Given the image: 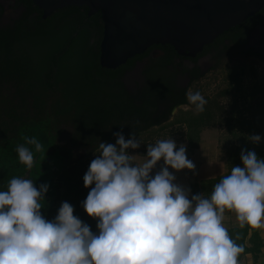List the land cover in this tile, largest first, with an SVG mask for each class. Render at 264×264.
<instances>
[{
    "label": "clouds",
    "instance_id": "1",
    "mask_svg": "<svg viewBox=\"0 0 264 264\" xmlns=\"http://www.w3.org/2000/svg\"><path fill=\"white\" fill-rule=\"evenodd\" d=\"M186 97L196 113L204 111L200 92L189 89ZM113 135L116 143H99L83 177L90 191L82 207L98 221V231L75 216L68 202L46 219L41 209L49 185L13 177L0 190V264H240L245 248L236 242L239 234L233 239L225 227V213H233L240 228L264 229V159L242 150L243 166L222 175L210 196L192 195L169 171L195 170L184 145L177 150L173 139L158 140L137 164L127 151L141 146L135 135ZM248 139L261 141L259 135ZM25 140L43 150L35 137ZM16 152L31 170L32 150L19 145Z\"/></svg>",
    "mask_w": 264,
    "mask_h": 264
},
{
    "label": "trees",
    "instance_id": "2",
    "mask_svg": "<svg viewBox=\"0 0 264 264\" xmlns=\"http://www.w3.org/2000/svg\"><path fill=\"white\" fill-rule=\"evenodd\" d=\"M22 1L25 12L18 22L11 29H0V190H6L11 178H27L29 172L37 178V187L49 185L46 194L49 196L53 191L51 179L35 169L36 166L28 170L19 162L16 152L19 145L32 150L34 157L39 154L33 145L26 143V137H35L43 147H51L69 158L61 169H51L50 174L55 177L63 168L78 164L98 151L99 143H108L113 133L122 132L124 137H131L153 126L162 127L172 107L186 104V96L183 90L172 93L157 86L139 88L137 84L132 91H126L121 77L132 68L131 60L115 70H102L98 65L102 32L98 13L86 16L83 6L67 7L41 20L40 11L30 1ZM237 77L236 73L228 77L230 87H237ZM253 89L249 102L254 106L249 121L242 123L247 139L252 135L264 138V86ZM171 97L175 101L170 104ZM234 105L232 101V113ZM209 108L206 103L203 112L188 113L174 120L185 125L191 142L199 128L207 125L212 115ZM236 142L240 145L233 148L227 173L232 166H243L242 150H254L258 158L264 159V150L253 142L249 143L251 150L244 147L242 139ZM221 177L200 181L194 195L210 196ZM67 195H61L62 202ZM46 207L42 213L51 210ZM78 218L94 233L98 231L97 220L89 216ZM228 230L233 239L239 234L236 242L245 248L241 256L250 255L255 264L262 247L257 229L245 226Z\"/></svg>",
    "mask_w": 264,
    "mask_h": 264
},
{
    "label": "rangeland",
    "instance_id": "3",
    "mask_svg": "<svg viewBox=\"0 0 264 264\" xmlns=\"http://www.w3.org/2000/svg\"><path fill=\"white\" fill-rule=\"evenodd\" d=\"M199 63H205V66L201 69V78L191 83L188 90L191 89L193 93L200 92L210 106L212 115L207 125L199 128L197 137L193 138L191 142L188 139L185 125L174 122L176 119L184 118L188 113L193 115L197 114L194 106L189 104L186 97V104L174 109L170 113L165 125L159 128H152L135 136L141 146L138 149L127 150L129 154L134 155V163L142 164L147 159L145 156L147 146L154 145L158 140L173 139L177 144V150L181 145H184L186 152L190 153L189 156H186L195 164V173L199 170L198 174L200 176L221 177L228 172L233 148L240 145V142H236L238 138L242 139L244 147L251 150L252 147L249 145L250 140L243 133L242 123L249 121V113L254 106L253 102H249V97L252 91H254V86H264V68L252 61L227 60L225 57H222L216 63V69L212 71L209 70L212 69L213 64L208 59L204 58ZM136 73L133 74L134 77ZM234 73L238 76V85L236 88L229 86L230 81L228 79ZM135 81L130 74L123 77V82L127 87L130 84H134ZM179 83L180 86L184 84L182 80H179ZM222 91H226L227 93L222 96ZM232 101H235L233 113L230 111ZM129 138L131 137H125L126 140ZM108 143L115 144L116 137H112ZM256 146L264 150V138L261 137L260 143L256 144ZM96 154H99V150L80 163L63 168L54 177L50 174L51 169H61L69 161V158L62 153L61 155L56 153L48 146H44L43 150L39 154L37 153L34 157L35 163L33 167L36 166L35 169L43 173L45 177L50 178L53 186L51 194L45 196V200L48 197L50 198L45 205L51 208L46 213H42L48 217L46 219L53 220L57 215L58 212L56 211L58 209L56 208H59L62 203L61 195L63 193H68L64 202L69 200V203L74 208L75 216L88 217L82 207V202L86 199L90 188H85L83 177L88 171L91 161L95 159ZM60 157L64 159L62 162L59 159ZM162 166L163 160L158 162L152 175H155ZM169 171L176 176L175 183L180 185H182L183 180H187L188 177L192 176V174L187 175L185 173L186 169L176 172L169 168ZM27 178L32 179L36 183L35 179L37 178L34 179V177L29 175V172L27 173ZM192 178L195 180V175ZM199 182L191 181L187 183L186 187L191 189L192 195L197 191ZM232 225L238 226L239 224L238 222H233Z\"/></svg>",
    "mask_w": 264,
    "mask_h": 264
},
{
    "label": "water",
    "instance_id": "4",
    "mask_svg": "<svg viewBox=\"0 0 264 264\" xmlns=\"http://www.w3.org/2000/svg\"><path fill=\"white\" fill-rule=\"evenodd\" d=\"M41 20L67 7H85L102 25L98 65L115 70L152 45L193 59L204 46L251 18L264 0H28ZM189 156L190 153L186 152ZM187 175L192 170L186 169Z\"/></svg>",
    "mask_w": 264,
    "mask_h": 264
},
{
    "label": "flooded vegetation",
    "instance_id": "5",
    "mask_svg": "<svg viewBox=\"0 0 264 264\" xmlns=\"http://www.w3.org/2000/svg\"><path fill=\"white\" fill-rule=\"evenodd\" d=\"M24 12L22 0H0V29L13 28ZM205 48L208 49L207 52L204 51ZM222 57L227 60L252 61L264 68V6L242 24L216 37L193 59L178 57L168 45L148 47L141 55L130 59L133 66L124 71L121 83L129 92L137 84L139 88L157 86L166 88L172 93H179L182 90L186 93L191 83L201 78V69L205 63L200 64L199 61L204 58L211 61L213 65L209 71H212L216 69V63ZM135 72L137 73L134 77ZM129 74L136 81L127 87L123 77ZM179 80L184 82L183 86L179 85ZM174 99V97L170 98V104L175 101ZM180 106L184 105H175L170 113ZM155 127L158 126H153L151 129Z\"/></svg>",
    "mask_w": 264,
    "mask_h": 264
},
{
    "label": "crops",
    "instance_id": "6",
    "mask_svg": "<svg viewBox=\"0 0 264 264\" xmlns=\"http://www.w3.org/2000/svg\"><path fill=\"white\" fill-rule=\"evenodd\" d=\"M198 171H196V173L194 171H192V176L195 175V180H193L192 176L188 177L187 180H183L182 185L186 187L187 183H189L191 181H194V182L197 183L199 181H205V180H210V179L216 178V176L215 177L214 176H211V177L200 176L198 174ZM233 222H237V220L235 218V215L233 213L226 212L225 213V219H224L225 227L227 229H229V228H238L239 225L238 226H233L232 225ZM257 233H258V236H259V238L261 240L262 247L260 248V254L258 255V258H257V261H256L255 264H264V229H257ZM244 245L247 246V244L245 242H244ZM249 258L252 260L250 255H242V256H240L239 257L240 264H247Z\"/></svg>",
    "mask_w": 264,
    "mask_h": 264
}]
</instances>
